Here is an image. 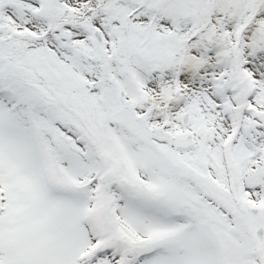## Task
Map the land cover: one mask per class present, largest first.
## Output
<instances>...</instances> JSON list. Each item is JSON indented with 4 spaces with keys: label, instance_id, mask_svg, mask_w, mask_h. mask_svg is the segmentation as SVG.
<instances>
[{
    "label": "snow or ice",
    "instance_id": "obj_1",
    "mask_svg": "<svg viewBox=\"0 0 264 264\" xmlns=\"http://www.w3.org/2000/svg\"><path fill=\"white\" fill-rule=\"evenodd\" d=\"M0 264H264V0H0Z\"/></svg>",
    "mask_w": 264,
    "mask_h": 264
}]
</instances>
